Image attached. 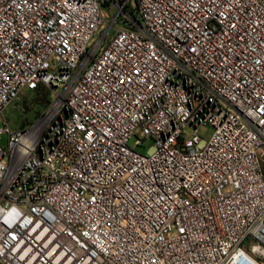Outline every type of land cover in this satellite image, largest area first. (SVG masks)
<instances>
[{"label":"built area","instance_id":"built-area-1","mask_svg":"<svg viewBox=\"0 0 264 264\" xmlns=\"http://www.w3.org/2000/svg\"><path fill=\"white\" fill-rule=\"evenodd\" d=\"M40 86L0 264H264V0H0V118Z\"/></svg>","mask_w":264,"mask_h":264},{"label":"rangeland","instance_id":"rangeland-1","mask_svg":"<svg viewBox=\"0 0 264 264\" xmlns=\"http://www.w3.org/2000/svg\"><path fill=\"white\" fill-rule=\"evenodd\" d=\"M102 11L108 15V20L109 23L111 22V17L108 9L102 7ZM113 14H117V10L112 8ZM116 28L118 29H124L125 27L123 25H120L119 23L115 25ZM108 28L107 23H103L101 25V30L105 31ZM115 34V31H112L110 33V36H113ZM98 39V38H96ZM29 92L25 91L23 95L21 96L19 101H16L13 103L8 110L5 112V115L3 118H0V131L3 130L5 121L9 124V128L12 131L16 130H21L27 126H25V122H35L39 119V116L37 115V110H31V111H26V107H24L25 103L30 102L29 98ZM50 100H51V95H49ZM26 111V112H25ZM40 111V110H39ZM44 111V110H43ZM40 114H42V112ZM188 136H191L193 134V129H187L186 131ZM214 133V129L209 126H203L199 129V134L206 139H209ZM7 142V135L3 136V143L6 144ZM137 138H133L130 142V146L135 149L138 153L140 154H146L147 151L150 149L152 146V142L148 141L144 146H137L136 145Z\"/></svg>","mask_w":264,"mask_h":264},{"label":"trees","instance_id":"trees-1","mask_svg":"<svg viewBox=\"0 0 264 264\" xmlns=\"http://www.w3.org/2000/svg\"><path fill=\"white\" fill-rule=\"evenodd\" d=\"M30 102L25 103L26 111L37 110V115L40 116V112L43 111L50 103L49 91L43 86L38 87L35 91L29 92ZM19 101V100H18ZM40 110V111H39ZM25 111V112H26ZM25 126L31 124V122H25Z\"/></svg>","mask_w":264,"mask_h":264}]
</instances>
